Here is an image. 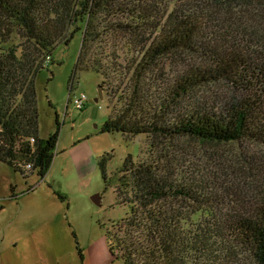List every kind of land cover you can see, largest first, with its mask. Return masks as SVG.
<instances>
[{
	"label": "trees",
	"instance_id": "obj_1",
	"mask_svg": "<svg viewBox=\"0 0 264 264\" xmlns=\"http://www.w3.org/2000/svg\"><path fill=\"white\" fill-rule=\"evenodd\" d=\"M141 1L0 0L1 163L25 180L47 174L60 124L56 118L55 130L39 136L35 79L55 47L68 45L77 33L81 45L69 82L78 69L100 76L108 115L99 132H117L127 140L141 134L156 143L193 139L264 148V56L220 44L198 14L160 13ZM213 1L228 6L247 0ZM124 16L126 21L118 18ZM14 28L27 43L19 56L3 45ZM121 32L142 38L136 55L123 57L114 48L105 61L88 56L93 44ZM180 54L194 60L167 79L158 61ZM210 87H221L225 100L210 106L200 99L198 91ZM160 156L135 162L128 155L116 171L115 203L128 212L117 223L113 242L107 239L112 253L124 264H264V191L250 208H238L236 192L175 179L167 153ZM110 158L105 153L96 163L105 184ZM35 187L28 185L21 194ZM54 194L68 203L63 193ZM19 196L11 185L10 198ZM197 213L200 219L192 222Z\"/></svg>",
	"mask_w": 264,
	"mask_h": 264
},
{
	"label": "rangeland",
	"instance_id": "obj_2",
	"mask_svg": "<svg viewBox=\"0 0 264 264\" xmlns=\"http://www.w3.org/2000/svg\"><path fill=\"white\" fill-rule=\"evenodd\" d=\"M119 1L130 5L139 3V0ZM144 1L146 3L141 1L144 6L147 4L157 8L160 13H178L182 10L198 14L206 23V32L220 44L238 46L264 56V4L260 0H247L241 5L234 3L228 6H219L213 0ZM118 18L127 19L125 16ZM0 30L4 31V28ZM147 35L145 34L146 37ZM81 37V34L77 33L68 45L58 44L51 55L50 64L41 69L35 79L39 136L47 137L55 130L56 118L60 124L52 164L45 180L39 181L38 176L34 175L26 185L19 172L0 162V203L4 206L0 211V247L6 245L12 237H17L38 224L42 220L43 205L54 201L62 211L60 221L71 226L80 248H84L81 242L85 246L87 242L102 237L113 242L112 234H118L116 225L128 212L127 206L115 203L114 193L116 171L128 155L137 162L159 158L167 153L165 159L167 164L170 163L173 167L175 179L181 178L194 185H216L222 188L221 190L234 191L239 195L235 197L238 208H250L253 205L264 191V148L259 145H214L193 139L168 142L157 140L156 143L141 134L127 140L117 132H99L108 115L107 96L103 91L102 97L99 96L100 76L93 70L78 69L69 82ZM140 42L142 38L125 32L117 33L93 44L88 56L96 54L105 61V54L115 48L123 57H131L136 55L142 45ZM26 44L20 30L15 29L8 42L3 45L15 50L19 56ZM190 59L194 60L180 54L162 58L158 63L164 69L165 77L172 79L181 67L190 63ZM224 93L221 87H210L200 89L198 96L212 106L225 100L222 98ZM82 94L85 95L86 101L82 108H78L72 101ZM115 100L113 99L112 103H115ZM88 138L91 139L88 143V153L76 160L75 151L83 148L79 144H86L84 141ZM105 153L111 154L106 166L110 178L108 184L103 182L96 164L99 157ZM38 181L35 194L16 200L10 198L11 185L20 193L29 184L33 185ZM54 191L66 195L68 203L60 206L61 202L53 195ZM95 194L100 196L99 204L91 199ZM201 214L192 215L191 221H198ZM121 260L119 258L117 264H123Z\"/></svg>",
	"mask_w": 264,
	"mask_h": 264
},
{
	"label": "crops",
	"instance_id": "obj_3",
	"mask_svg": "<svg viewBox=\"0 0 264 264\" xmlns=\"http://www.w3.org/2000/svg\"><path fill=\"white\" fill-rule=\"evenodd\" d=\"M89 141L91 139L88 138L84 141L87 142L86 144H79L83 148L75 151L76 160L88 153ZM79 145H76V147ZM34 175L36 174L25 180L26 185L27 181L32 179ZM39 181L35 183L36 187ZM36 187L27 194L15 191L20 194L18 199L35 194ZM48 194L50 195V193ZM53 195H55L54 192ZM63 203L61 202L60 206ZM61 212L56 201L48 205L47 203L44 204L41 211L42 220L38 224L29 230H25L19 236L12 237L6 245L0 247V264H81L71 226L60 221ZM81 246L84 247L81 248L83 264H117L118 262L119 258L110 250L106 237L89 241L85 246L81 242ZM122 263L124 264L123 261Z\"/></svg>",
	"mask_w": 264,
	"mask_h": 264
},
{
	"label": "built area",
	"instance_id": "obj_4",
	"mask_svg": "<svg viewBox=\"0 0 264 264\" xmlns=\"http://www.w3.org/2000/svg\"><path fill=\"white\" fill-rule=\"evenodd\" d=\"M50 61V57H48L45 61H44V65H48ZM86 101V97L84 94L76 97L75 99H73V103L75 104V106H77L78 108H82V106L84 105V102ZM33 141V139H31ZM110 240V239H109ZM111 241V240H110Z\"/></svg>",
	"mask_w": 264,
	"mask_h": 264
},
{
	"label": "water",
	"instance_id": "obj_5",
	"mask_svg": "<svg viewBox=\"0 0 264 264\" xmlns=\"http://www.w3.org/2000/svg\"><path fill=\"white\" fill-rule=\"evenodd\" d=\"M98 90H99V96L102 97V89L99 88ZM91 199L96 204H99L100 203V196L97 195V194L93 195Z\"/></svg>",
	"mask_w": 264,
	"mask_h": 264
}]
</instances>
